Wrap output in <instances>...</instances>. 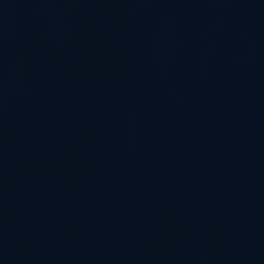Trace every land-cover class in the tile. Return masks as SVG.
<instances>
[{
  "label": "water",
  "instance_id": "95a60500",
  "mask_svg": "<svg viewBox=\"0 0 264 264\" xmlns=\"http://www.w3.org/2000/svg\"><path fill=\"white\" fill-rule=\"evenodd\" d=\"M0 264H264V0H0Z\"/></svg>",
  "mask_w": 264,
  "mask_h": 264
}]
</instances>
